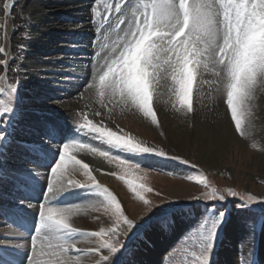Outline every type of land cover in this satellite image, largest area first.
I'll use <instances>...</instances> for the list:
<instances>
[{
    "label": "snow or ice",
    "instance_id": "1",
    "mask_svg": "<svg viewBox=\"0 0 264 264\" xmlns=\"http://www.w3.org/2000/svg\"><path fill=\"white\" fill-rule=\"evenodd\" d=\"M130 3L131 0L126 3L117 0L100 13L94 11L97 7L94 0L92 22L97 39L92 41L93 55L90 63L96 64L99 71L85 86L98 90L101 97L110 96L118 104L139 110L144 117L151 118L152 124L158 125V117L151 103L154 83L170 74L179 103L177 111L186 109L187 113H192L193 81L197 71L207 70L211 65L215 75L226 85V106L235 132L241 137L252 139L251 128H245L243 121L246 102L252 97L257 82L264 85V0H219L218 5L216 0H144L135 6L129 17ZM96 16L100 17L98 24ZM110 31L116 33L117 43L106 51L108 46L103 43V39ZM2 52L4 49L0 48ZM5 63L0 60V64ZM70 79L72 77L62 76L60 82ZM18 85L19 81L8 91L13 95ZM3 91L0 89V92ZM10 111L11 106L0 99V115ZM94 114L101 115L98 111ZM81 116L83 122L78 123V130L107 147L79 140L62 145L59 160L48 175L45 202L36 206L38 225L30 240L27 264H71L73 253L78 256L85 253L92 257L99 255L94 264H113L129 234L158 207L142 195V192L152 189L137 183L140 177L135 173L140 171L146 175L148 171H160L142 168L118 153L151 154L197 169L196 164L182 156L169 154L163 147L138 141L122 130L114 131L102 121L94 123L83 111ZM79 119L73 116L75 124ZM0 139H3V134H0ZM252 146L255 147V144ZM82 152L103 157L109 164L114 162L123 172L119 179L125 181L131 192L143 202L147 215L136 220L127 214L126 209L122 210L117 195L102 185L94 175V171L113 176L117 173H103L102 169H93L90 163L80 157ZM78 175L83 178H75ZM126 176L132 178L125 179ZM187 179L206 189L211 187L198 169L195 175H189ZM72 189H90L96 193L99 199L95 201L94 207L96 210L103 207L106 213L111 212V226L85 232L74 227L71 222L76 214V205H48L47 201ZM228 196L236 197L237 193L228 189L226 194H218L216 189H212L203 199L222 201ZM193 199L200 200L196 197ZM255 199L253 196L247 197L248 201ZM28 206L33 207L31 204ZM223 217L224 213L220 212L214 219H202L198 227L197 243L201 239L206 243H200L198 254L193 253L192 264H210L216 233L223 223ZM82 236L96 238V246L78 249V238ZM105 251L107 254H103Z\"/></svg>",
    "mask_w": 264,
    "mask_h": 264
},
{
    "label": "rangeland",
    "instance_id": "2",
    "mask_svg": "<svg viewBox=\"0 0 264 264\" xmlns=\"http://www.w3.org/2000/svg\"><path fill=\"white\" fill-rule=\"evenodd\" d=\"M81 1L83 3L86 2V0ZM78 2H80V0ZM98 2V0L95 2L97 9L95 8L94 11L102 13L103 10L98 8ZM201 2H204V0H201ZM15 3V0H2L1 11L4 16H6V19H9L10 17L13 18L12 11ZM216 3L218 5L219 0H216ZM92 15H94V13H92ZM1 16L4 17L2 14ZM58 44H55V46ZM2 48L4 49V52L0 53V60L6 61V63L1 64L0 73L6 69L7 71L3 72V74H6L11 63H13V59L10 60L9 58L10 49L8 50L6 47ZM161 58L162 60L164 59L163 54H161ZM200 71H202V75L200 74ZM15 83H17L15 78H8L6 80L0 78V89L4 90L6 85L12 86ZM152 91L153 98L151 103L158 117V125L152 124L151 118L144 117L139 110L130 109L129 107L126 112L118 113L114 115V117L110 114L101 120L95 119L91 114H88V117L92 119L94 123L102 121L105 126L112 128L114 131L122 130L123 133H127L138 141L145 142L146 144L155 147H163L169 152V154L179 155L191 161L197 165L199 174L206 177L207 182L211 187L206 189L203 185H198L195 181L188 180L187 176L195 175L197 169H192L177 161L166 160L151 154L132 155L129 153H118L142 168L158 169L160 171H148L146 175L144 172L140 171L135 173L136 176L140 177L137 180V183H142L145 185V188L152 189V191L142 192V195H144L145 199L149 200L152 204L158 205V207L153 209L149 216L142 219L133 232L129 234V238L126 240L124 248L116 254L113 264L139 263L137 260L140 258L139 252L143 248H153V239L155 238L151 235L154 232L153 230H155L154 228L162 229L161 226H164V228L169 227L171 229L175 224L184 225V232L181 233V231L178 234L179 236L176 235L168 242V245H166L162 251L161 259L158 264H192L194 259L193 253L195 252L198 254L201 250L200 243H206L202 239L200 243H197L199 237L198 227L202 219L205 217L214 219L220 212L224 213L223 223L220 225L216 233L215 246L212 250L210 264H218L220 251L223 250V246L227 247V249L230 247V249H234L238 264H264L261 255V247L264 241V85L259 81L257 82L255 91L252 97L246 102L245 106L246 111L243 126L245 128H252V139L241 137L235 132L234 123L231 121L230 111L226 106V85L215 75L214 69L211 65L207 70L197 71L196 78L193 81L192 113H187L186 109H180L177 111V109H179V103L175 94V85L171 80L170 74H167L163 78H159L158 82L154 84ZM1 95L2 92H0V99H3L5 103L11 106V111L0 115V121H3V123H0V134H3V139H0V172L1 170V173L5 172L6 160L10 157L13 158L17 164H30V166L37 165L40 167L43 163L44 166L48 165V168L50 167L51 169L58 162L56 154L43 152L42 155H40L41 152H36L35 150L25 151L20 150L16 145H13L12 147H9V145L6 146V141L11 140L8 137L11 134L8 133L11 125L13 126L14 121L22 116L23 112L28 110V105H24L22 101L20 80L16 92L13 94L14 96L8 94ZM44 104L48 105L49 103L43 102L39 105L45 106ZM173 105H176V107L174 108ZM214 106L220 110L222 113L221 116L225 119L227 127L222 128L225 136H212L207 142L196 141L195 138H197V133L195 126L203 125V122L206 120L203 117L204 110L207 111L208 107L213 109ZM75 116L80 117L77 123L83 122L81 114ZM69 122L70 126L68 129L73 130L72 124L75 123L73 120ZM183 126L190 129V134L193 132L191 139L187 140L185 137V139L182 137L177 138L173 135V132H176L177 128L179 130L178 132L183 133V130L180 129V127ZM79 135V141H87L88 138L84 139L81 137L80 133ZM72 141L77 140L74 139L68 142ZM89 143L99 147H107L101 145L97 140H93L92 142L89 141ZM253 144H255V147L252 146ZM22 151L34 153L36 155L38 154L41 157L45 156L46 159H41L38 156L35 157L34 154H32L30 155L32 157L30 159L31 162H28L27 158L30 157L29 154ZM58 153L60 154V151H58ZM87 155L99 160V162L102 161V163L107 166L103 173H117V175L113 176L94 171L97 180L117 195L118 200L122 204V210L126 209L127 214L136 220L147 215L143 202L138 200L135 194L131 192L125 181L119 179V176L123 175V172L117 168L115 163L113 162L112 164H109L107 160L98 155ZM33 157L39 160L35 161L39 164L32 163L34 161ZM48 162H52V166H49ZM41 168L46 169L45 167ZM48 172L49 171H46V174H48ZM13 175L11 176L12 178L5 182L15 186L17 183L16 180L18 179L24 187L31 188L33 192L28 190L29 195L27 194L25 197L26 199H30L26 200L28 203L35 200L34 203L39 204L40 201L45 199V196H43L42 193L47 189V183H45L44 189L39 194L40 191L37 192L35 187L38 183L35 184L32 179H27V177H24L25 179L19 177L24 174L17 176L16 179ZM3 176L6 177V174H3ZM103 176L107 178L108 182L103 181ZM131 178L132 177L130 176L125 177V179ZM0 187L4 192L6 191L4 195L10 193V187L1 183ZM17 187L19 189L20 186ZM212 189H216L218 194H226L228 189H232L237 193V196H228L222 201H205L203 197L210 194ZM74 190L75 193L72 195H68V191L64 192L66 193L67 197L65 198L67 200H70L76 194L78 195L82 192L93 195L96 200L99 199L97 194L90 189ZM22 192L23 193L17 191L16 195H19L20 193L19 196L21 198L26 193L24 190ZM157 193H159V195H157ZM248 196H253L256 199L254 201H248ZM42 197L44 199H42ZM194 197L200 198V200H195L193 199ZM241 197L244 199L241 200ZM18 201L13 202L12 200H9L8 203H12L8 205L9 208H17V206H19V204H16ZM64 203H67L68 205L63 204V206H71L70 201ZM245 204L246 206H242ZM96 213L98 216L101 215L104 217L107 225L106 227L111 226V221L109 220V216L111 215L110 211L106 213L103 207H100L99 210H96ZM35 214L38 215V209ZM2 217L3 216L0 215L3 227L9 226L11 229L16 228L12 220H9L10 222L8 221V223L6 221L5 223V221L3 222ZM93 220L96 221L97 218L95 217ZM34 223L32 234L38 225V222H35V220ZM3 227H0V229ZM17 228L23 231L18 225ZM32 234L31 236H33ZM167 236L168 235L165 233L164 237ZM84 238L91 239L92 237L87 236ZM144 238H146L145 241L143 240ZM92 239L96 240V238ZM2 240L3 239L0 238L1 242ZM168 240L169 239H167V241ZM96 244L97 242L89 247H81L79 246V243H77V247L87 249L95 247ZM235 247H237V250ZM1 248H3V244L0 243V250ZM103 254H107V252L105 251ZM7 255L10 254H0V264H18L14 260H10ZM29 255L30 253L28 251L26 262L22 264H27ZM71 257L77 264H89L91 260L95 261L99 259V255L92 257L86 253L79 256L73 253L71 254Z\"/></svg>",
    "mask_w": 264,
    "mask_h": 264
},
{
    "label": "bare ground",
    "instance_id": "3",
    "mask_svg": "<svg viewBox=\"0 0 264 264\" xmlns=\"http://www.w3.org/2000/svg\"><path fill=\"white\" fill-rule=\"evenodd\" d=\"M15 1L12 11L13 18L6 19V16L1 11L2 0H0V48L6 47L8 50L10 49L9 58L10 60L13 59L8 72L3 74V72L7 71L5 69L0 73V78L2 80L8 78L20 80L22 101L24 105H28V110L14 121L9 139L16 142V145L21 150H35L36 152H41L40 155L43 152L54 153L57 155L56 159L59 160L60 154L58 151L61 150L64 142L74 139L80 140L79 133L68 129L70 126L69 121L73 120V116L81 114L83 111L91 114L95 119L101 120L109 114L114 117L118 113L126 112L128 107L116 103L110 96L101 97L98 90L89 89L85 86L99 71L96 64L90 63L93 55L92 41L97 39L95 26L92 22L94 0H86L85 3L81 0L80 2H78L79 0ZM98 1V8L103 11L106 6L114 5L117 2V0ZM127 1L120 0L121 3H126ZM143 2V0H131L128 16L131 17L135 6ZM95 20L98 24L100 17L96 16ZM120 35L123 36V33H120ZM103 43L108 46L105 50L109 51L117 43L116 33L114 31L107 33ZM55 44L58 45L55 46ZM100 64H103V60L100 61ZM200 74L202 75V71H200ZM62 76L72 77V79L62 83L60 82ZM43 102L49 104L40 106L39 104ZM97 111L101 113V117L94 114ZM221 115L222 113L215 106L213 109L208 107L207 111L204 110L203 117L206 120L203 125L195 126L197 133L195 140L207 142L212 136L221 137L224 135L222 128L227 126L224 117ZM180 129L183 130V133L178 132L177 128L173 135L177 138L185 137L187 140L192 138L193 132L190 134V129L186 126L180 127ZM88 140L86 142L93 141L91 139ZM79 155L90 163L93 169L106 170L107 166L102 161L99 162V160L85 153H80ZM46 171H49L48 174H46ZM49 173L50 167L48 168V165L44 166L41 164L38 167L37 165L17 164L10 157L7 158L5 172L2 173L6 174V177L0 176V183L11 188L10 193L6 195H4L6 191H0V205L2 204L0 206V215L4 216L5 211L13 209L8 206L12 204L8 203L9 200L13 202L19 200L16 203L19 206L15 210L17 216L10 219L16 228L3 227L0 219V227H3L0 229V238L3 239L2 242L0 241L3 244L0 254H10L7 257L18 264L26 262V255L30 248V238L28 237L27 229L31 230L34 225V218L38 219V215L35 214L38 207L34 205L29 207V203L26 200L30 199H26V196L20 198V193L16 195V192L19 191L18 187L12 186L5 181H8L13 174H24L23 178L27 177V179H32L35 184L38 183L35 187L37 192L40 191L39 193H41L45 183L48 184ZM75 178L82 179L83 177L78 175ZM103 181L108 182L104 176ZM92 196L82 192L81 194H76L70 200L65 197H56L47 201V203L49 206L59 207V204L70 201V205H76V214L72 217L71 222L74 227L80 228L82 231H99L101 227L107 229L104 217L98 216L96 213L94 207L96 199ZM95 217L97 218L96 221L93 220ZM17 225L23 231L18 229ZM161 228H154L155 230H153L154 232L151 235L155 238L153 239V248H143L140 251L142 254L139 252L140 258L137 259L139 262L137 264H158L162 251L168 245V242L176 235L179 236L178 234L181 231V233L184 232V225L175 224L171 229L169 227L164 228V226H161ZM165 233L168 235L167 237H164ZM84 237L87 236L78 238V243L81 247H89L97 242L95 239ZM167 239L169 240L167 241ZM143 240L145 241L146 238ZM77 248L81 249L80 247ZM222 248L218 264H238L234 249H230L231 247L227 249L224 246ZM235 249L237 250V247ZM261 255L262 260H264V241L261 247ZM93 262L91 260L89 264ZM71 264H77L72 257Z\"/></svg>",
    "mask_w": 264,
    "mask_h": 264
}]
</instances>
